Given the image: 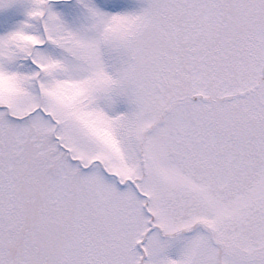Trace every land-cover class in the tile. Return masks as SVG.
I'll use <instances>...</instances> for the list:
<instances>
[{
	"label": "rangeland",
	"instance_id": "obj_1",
	"mask_svg": "<svg viewBox=\"0 0 264 264\" xmlns=\"http://www.w3.org/2000/svg\"><path fill=\"white\" fill-rule=\"evenodd\" d=\"M263 62L264 0H0V264H264Z\"/></svg>",
	"mask_w": 264,
	"mask_h": 264
},
{
	"label": "water",
	"instance_id": "obj_2",
	"mask_svg": "<svg viewBox=\"0 0 264 264\" xmlns=\"http://www.w3.org/2000/svg\"><path fill=\"white\" fill-rule=\"evenodd\" d=\"M261 74H262V77H264V62H263L262 68H261ZM254 87H258V84H256ZM250 91H251V89H246L244 91L239 92L238 95L243 96V95L249 93ZM234 96H235L234 94L225 95V96H222L220 100L221 101H228V100H231ZM202 98H203V96L201 94H193V95L189 96V99L193 100V101L198 100V99H202Z\"/></svg>",
	"mask_w": 264,
	"mask_h": 264
}]
</instances>
